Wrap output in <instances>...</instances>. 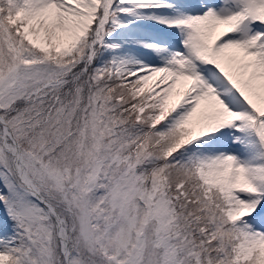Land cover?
Returning <instances> with one entry per match:
<instances>
[{
    "label": "snow or ice",
    "instance_id": "obj_1",
    "mask_svg": "<svg viewBox=\"0 0 264 264\" xmlns=\"http://www.w3.org/2000/svg\"><path fill=\"white\" fill-rule=\"evenodd\" d=\"M0 264H264V0H0Z\"/></svg>",
    "mask_w": 264,
    "mask_h": 264
}]
</instances>
